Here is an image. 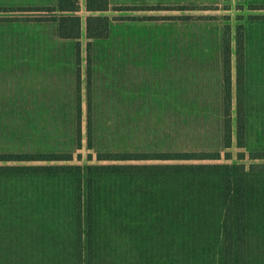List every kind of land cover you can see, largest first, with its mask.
I'll list each match as a JSON object with an SVG mask.
<instances>
[{"label": "rangeland", "instance_id": "1", "mask_svg": "<svg viewBox=\"0 0 264 264\" xmlns=\"http://www.w3.org/2000/svg\"><path fill=\"white\" fill-rule=\"evenodd\" d=\"M101 1L64 0L62 12L57 0H0V155L72 152L89 165L90 154L208 153L210 164L251 165L236 145L234 104L232 143L222 142L219 58L228 26L233 83L245 24L255 77L264 20L249 17L264 16V0H109L103 12ZM61 17L81 30L79 89L76 41L58 37ZM101 17L109 34L90 41L89 108L86 29Z\"/></svg>", "mask_w": 264, "mask_h": 264}, {"label": "trees", "instance_id": "2", "mask_svg": "<svg viewBox=\"0 0 264 264\" xmlns=\"http://www.w3.org/2000/svg\"><path fill=\"white\" fill-rule=\"evenodd\" d=\"M109 25L101 17L86 29L89 108L90 41L108 38ZM247 34L237 26L232 83L229 27L222 32L218 109L228 148L234 104L236 145L251 165L210 164L208 153L90 154L89 165L72 152L0 155V264H264V54L252 77ZM57 35L76 41L79 89L81 30L61 17Z\"/></svg>", "mask_w": 264, "mask_h": 264}]
</instances>
